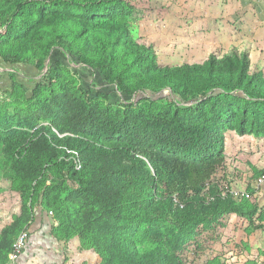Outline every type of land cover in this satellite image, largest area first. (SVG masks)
<instances>
[{
	"label": "trees",
	"instance_id": "trees-1",
	"mask_svg": "<svg viewBox=\"0 0 264 264\" xmlns=\"http://www.w3.org/2000/svg\"><path fill=\"white\" fill-rule=\"evenodd\" d=\"M159 6V0H0V59L10 67H29L36 77L25 83L11 79L7 94L15 98L20 91L29 102L48 90L53 101H60L41 105L39 118H16L17 127L48 122L31 135L9 128L0 132L16 183L13 191L42 198L36 208L61 245L69 239L40 176L52 172L76 184L71 195L87 203L83 233L95 230L92 249L102 253L96 236L103 241L109 235L104 264H176L158 248L137 251L129 230L140 223L169 220L185 235L218 226L230 212L250 215L232 198L222 199L225 188L212 180L223 163L222 129L233 127L231 104L248 109L255 131L264 134V77L249 70L246 53L160 66L151 46L134 42L127 19L115 15L123 8L148 13ZM63 68L76 74L81 95L67 107L52 90ZM131 76H137L132 85ZM94 82L114 87L122 100L111 101ZM97 100L124 108L86 112ZM162 100L166 103L135 118L134 108ZM32 209L23 206L13 218L18 229L4 248L0 242V264H6L16 236L29 226ZM71 251L69 244L64 253Z\"/></svg>",
	"mask_w": 264,
	"mask_h": 264
},
{
	"label": "rangeland",
	"instance_id": "rangeland-1",
	"mask_svg": "<svg viewBox=\"0 0 264 264\" xmlns=\"http://www.w3.org/2000/svg\"><path fill=\"white\" fill-rule=\"evenodd\" d=\"M159 2L160 6L148 13L138 8H123L115 15L127 19L134 42L151 46L160 66L170 68L182 64H203L211 55L221 61L234 54L246 53L249 70L257 71L264 77V0ZM0 30L4 32V28ZM70 66L79 69L76 64ZM83 70L81 68V72ZM136 77H128L127 82L132 85ZM77 86L76 74L63 68L57 84L52 87L53 95L60 96L63 107H67L68 103L78 102L76 100L81 98ZM92 86L107 92L111 101L122 100L112 86L97 82ZM51 97L48 90H43L29 102L22 99L20 91L15 98L1 99L0 132L9 128L12 129L9 131L21 130L31 135L35 128L46 126L47 121L39 120L35 128H30L28 121L17 127L16 118H21L23 114L27 117L35 114L39 118L41 105L48 102L60 104ZM92 103V107L85 109L86 112L124 108L107 104L104 100ZM163 103L166 102L157 101L156 106L149 103L147 108L142 104L137 106L134 108L135 118L141 120L147 109L156 110ZM85 111L82 110L83 115H88ZM228 116L233 127L222 129L223 163L212 182H220L225 188L221 192L222 199L232 198L249 209L250 215L230 212L222 216L218 226L206 230L198 228L185 235H181L180 229L169 220L154 219L150 223H140L132 231L129 230L138 252L158 248L167 257V262L173 258L176 264H264V134L255 131L248 109L231 104ZM64 135L59 134V137ZM2 143L0 139V242L4 248V243L18 229L13 226V218L23 206L33 208L31 218L40 214L41 209L38 210L36 205L42 204V198L37 196V202L13 191L16 183L13 182L9 157ZM40 177L43 187L49 186L48 198L57 206L54 210L62 222L61 231L66 232L69 239L68 244L61 243L62 250L65 252L69 244L72 248L71 252L63 254L66 258L64 264H104L111 249L106 241L109 235H103V241L102 237L96 236V240L101 242L102 253L92 249L96 245L92 242L95 230L83 233L84 218L89 211L87 203L85 199H74L71 195L76 184L66 177L60 179L52 172H43ZM222 177L224 181L221 182ZM261 177L263 180L259 182ZM82 234H86V240L79 239ZM105 243L106 247L103 246Z\"/></svg>",
	"mask_w": 264,
	"mask_h": 264
},
{
	"label": "crops",
	"instance_id": "crops-1",
	"mask_svg": "<svg viewBox=\"0 0 264 264\" xmlns=\"http://www.w3.org/2000/svg\"><path fill=\"white\" fill-rule=\"evenodd\" d=\"M0 33H3L0 30ZM34 72L31 68L20 66L10 67L0 59V100H8L9 92L14 78L15 82L25 83ZM28 229V238L24 249L15 264H64L66 258L62 246L53 240L49 234V220L41 214L33 215Z\"/></svg>",
	"mask_w": 264,
	"mask_h": 264
},
{
	"label": "built area",
	"instance_id": "built-area-1",
	"mask_svg": "<svg viewBox=\"0 0 264 264\" xmlns=\"http://www.w3.org/2000/svg\"><path fill=\"white\" fill-rule=\"evenodd\" d=\"M263 177L259 178L258 181L262 182ZM28 229L24 228L22 229L19 234L16 236L11 251L9 252L7 256L6 264H15L19 255L21 254L23 248L25 247L27 238H28Z\"/></svg>",
	"mask_w": 264,
	"mask_h": 264
},
{
	"label": "water",
	"instance_id": "water-1",
	"mask_svg": "<svg viewBox=\"0 0 264 264\" xmlns=\"http://www.w3.org/2000/svg\"><path fill=\"white\" fill-rule=\"evenodd\" d=\"M46 64H47V62H46ZM46 64H45V66H46ZM45 70V67H44V69H43V71Z\"/></svg>",
	"mask_w": 264,
	"mask_h": 264
}]
</instances>
